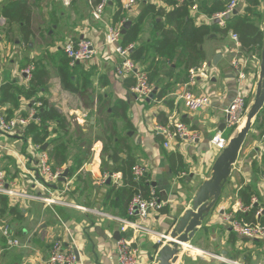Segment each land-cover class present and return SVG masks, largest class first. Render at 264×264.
I'll return each mask as SVG.
<instances>
[{
	"label": "crops",
	"instance_id": "crops-1",
	"mask_svg": "<svg viewBox=\"0 0 264 264\" xmlns=\"http://www.w3.org/2000/svg\"><path fill=\"white\" fill-rule=\"evenodd\" d=\"M145 1H150L166 10L171 9V6L163 0H138L132 11L126 15L131 19L135 18ZM116 2L110 0L103 13L105 22L101 23L84 14L87 9L89 11L91 9L89 0H0V117L9 118L8 115H11L10 118L29 117L31 108L29 101L16 95L18 106H15L16 98L14 99L12 94L16 93L17 87L26 88L29 85V79L22 70L29 65L33 67L39 65L44 68L42 80L45 89L38 92L37 96L48 99L70 123L67 134L63 136V140L68 145L70 158L68 165L72 163L75 155L84 158L83 164L71 178L67 176L64 182L58 180L56 184L50 185L48 189H45L44 195L38 191L37 195L52 197L53 201L46 204L41 199L33 200L40 204L41 211L35 227L22 229L19 233L16 227H12L5 218L11 215L0 216V224H7L17 239L23 236V241L18 239V246L10 248L0 237V264H46L54 240L59 239L67 246L73 238L80 250L78 264H116L114 248L116 239L113 238V233L120 230L118 220L113 217L122 218L117 193H111L106 205L107 212H102L101 207L108 184L111 182L119 189L123 183L121 175L117 181L111 179L107 182L106 179L105 182H100V177L103 175L100 171L102 144L98 137L106 129V123L98 114H90V110L85 108L79 96L64 90L57 76V66L61 57L59 52L62 51V46L68 37L85 36L92 40L96 54L88 63L82 64L85 69L92 70L90 79L94 97L101 95L103 99L107 98L110 106L119 99L128 100L129 123L124 119L115 118L117 139L125 137L128 139L136 156L135 163L146 166L147 179L156 188L160 200L164 202V207L156 213H151L149 217L151 228L156 233L150 236L138 234L140 249L148 256L144 257V264H152L160 248L168 243L162 235L169 234L178 216L190 207L188 200L191 198L183 196L185 191H190L193 195L195 189L204 180L210 178L212 165L219 154L210 142L211 137L216 132H220L230 138L240 129L239 126L231 131L233 128L225 126L223 109L243 90L247 95L248 104L251 105L253 102L260 71L261 53L258 54V51L254 54L245 53L229 33L227 35L217 33L206 37L201 46L205 53V61L197 65L205 67L206 70L212 63L216 65L217 72L220 61L227 59L223 78L215 74L209 81L203 75L196 79V84L188 86V89L194 93L209 95L211 103L208 107L197 112L188 111L183 102L173 96L174 93L183 90L184 83L174 85L162 99L153 98L149 102L148 99L143 102L135 100L130 91L132 86L129 91L126 90V93L122 88V79L125 77H120L115 72L120 56L104 44L105 24L111 23L110 19L116 8ZM246 4L248 2L245 0L239 8L240 12ZM191 15L196 24L209 23L206 21L207 15L199 10L191 11ZM261 27L264 28V18ZM152 37L151 21L147 18L142 25L139 39L133 45L148 42ZM207 38L210 43L205 46ZM206 47H210V59H214L217 54L221 55L217 58L216 64L208 58L205 52ZM152 56H143L135 62L147 68ZM234 59L238 62L236 67L232 65ZM169 68V63L161 64L159 80L152 83L153 90L156 91V87H161L167 81H173L172 73L175 75L179 69L174 64ZM102 75L109 78L108 84H100L99 77ZM206 91L214 92L210 94ZM32 101L35 103L34 100ZM160 112L167 114L168 122L177 120L185 123L197 134V139L194 142L176 139L170 142L169 147H165L164 134L155 130V126L167 124V122L162 124L158 121L157 116ZM24 113L27 115L23 116ZM86 114L89 116L91 130L83 125ZM71 118L78 121L77 128L72 127L74 124L70 122ZM32 119H35L33 115L30 120ZM95 129L98 130L96 136L91 132H96ZM81 134H86V137L91 134L94 137L83 139L79 137ZM52 136H56V133ZM262 136H259V129L253 124L232 165L231 174L222 195L223 202L230 209L227 217H232L238 210L248 213L249 206H243L237 197V191L245 187L247 183H252L256 187L260 197H255L264 205V183L261 181L264 171V165L261 164L264 154V137ZM14 138L16 142L21 141L23 144L18 151H15V158L20 155L19 159H22V156L27 159V156H24L25 141L16 136ZM30 142L33 147L40 145L34 144L31 140ZM44 144H46L44 151L48 152L47 143ZM41 147L42 145L40 149ZM74 147H77L76 152L70 155V150ZM8 148L7 142L0 139V169L6 172L8 180H12L17 176L18 170L15 159L8 154ZM253 160L260 167V174L253 172ZM28 161L27 167L30 166V162L36 165L35 157H28ZM68 165L57 167L64 171L69 168ZM33 169L37 167L34 166ZM77 175L80 177L78 180H76ZM58 183L62 186L58 187ZM181 192H183L182 195ZM227 192L231 197L226 196ZM230 198H234V201H229ZM76 204L86 209L74 207L73 205ZM18 208L21 210L23 219L31 206H25L23 209L18 206ZM263 211L262 209V213ZM101 213L112 217H104ZM216 218L215 213H210L206 217L199 232L190 240L192 248L181 246L178 258L173 264H231L222 262L221 257L242 264H264V242L259 243L258 240H249L236 234L230 230L229 222L227 226L212 225L207 229L206 226L210 221L216 222ZM204 230L211 232L207 239L201 237ZM130 233L131 231H128L125 234ZM122 235L124 233L120 232V236Z\"/></svg>",
	"mask_w": 264,
	"mask_h": 264
},
{
	"label": "trees",
	"instance_id": "trees-1",
	"mask_svg": "<svg viewBox=\"0 0 264 264\" xmlns=\"http://www.w3.org/2000/svg\"><path fill=\"white\" fill-rule=\"evenodd\" d=\"M116 1L117 5L111 16V23L131 21L130 27L122 35V46L134 44L139 39L145 20L149 18L151 21L152 39L130 49V57L133 60L153 55L146 68L148 81L153 83L159 80L161 64L165 62L169 63L170 68L174 64L179 69V72L175 75L172 73L173 81H167L161 87L155 88L156 92L153 97L148 99V102L152 101L153 98L158 100L164 98L174 85L187 82L190 68L205 61V53L201 46L208 36H214L217 33L227 35L229 31H232L238 36L240 49L249 54H254L256 51L260 54L264 47V32L261 27L264 14L260 9L262 0H246L248 4L242 8L241 12L239 11L241 7L237 6V11L226 17L223 27L214 21L208 24L204 22L196 24L191 15L190 6L196 3L197 10L210 17L213 13L223 10L229 0H189L183 3H178L177 0H163L171 6L169 10L150 1H145L140 12L132 19L122 11L118 0ZM91 2L96 4L97 0H91ZM59 53L61 57L57 66V76L60 79L62 88L79 96L85 108L90 110V114H98L101 116V120L106 123V129L98 137L102 142L100 154L101 173H120L121 175L123 184L119 189L111 182L108 184L101 210L102 212L108 211L107 202L111 193L116 192L120 199L121 216L122 218H128L127 206L132 196L138 191L146 196L149 187L147 175L138 181L132 175V166L136 162V156L128 139L126 137L117 139L115 118L124 119L129 123L127 118L129 102L128 100L119 99L113 106H110L107 98L103 99L101 95L94 97V89L90 79L93 74L92 70L90 68L85 69L82 63L70 65L69 58L63 50ZM34 68L28 87H17L16 93L12 94V97L16 98L14 100L15 106H18L16 95L28 100L29 104L32 100L35 103L40 102L36 113L33 115L35 119L30 120L26 125L24 138L30 139L34 144L43 145L47 143V150L53 166L68 165L70 159L68 145L63 140V136L67 134L70 123L48 99L37 96L38 92L45 89L42 80L44 68L39 65ZM99 82L101 85H106L110 80L102 75L99 77ZM134 84L135 80L130 76L122 79V88L125 92L126 90L129 91ZM3 98L5 99V96ZM246 104H248V98H246ZM33 106L34 104H31V107ZM263 112L264 107L254 123L259 129L260 137L264 134V118L261 119L260 117ZM22 115L26 116L27 114ZM8 117L10 118L11 115H8ZM157 118L162 124L168 122V116L164 112H160ZM233 130L234 128L231 129V131ZM53 133H56V136H52ZM83 162L84 158L79 155L72 158V163L68 165V178L75 174ZM261 164L264 165V154L262 155ZM252 166L254 173H261V169L255 160L252 161ZM79 178V175H77L76 180ZM252 196L260 197L252 183H247L245 187L237 191V197L242 205L250 208L247 214L241 210L236 211L233 218L248 223L258 222L264 226V213H262L264 205L260 199H257L256 203H252ZM4 214L19 219L22 213L17 205H12L7 195H0V216ZM124 235L128 236L129 234Z\"/></svg>",
	"mask_w": 264,
	"mask_h": 264
},
{
	"label": "built area",
	"instance_id": "built-area-1",
	"mask_svg": "<svg viewBox=\"0 0 264 264\" xmlns=\"http://www.w3.org/2000/svg\"><path fill=\"white\" fill-rule=\"evenodd\" d=\"M186 1L189 0H177L178 3ZM109 2L110 0H97V3L93 4L91 0H89L91 17L95 21L101 23L105 22L103 19V13ZM118 2L122 11L127 14L137 4L138 0H118ZM241 2H245V0H229L223 10L213 13L210 17L207 16L206 21H217L216 23L223 27L225 25L226 17L234 13L236 7ZM190 9L191 11H197L196 3H193L190 6ZM122 25L123 22L105 24L104 44L106 47H111L114 53L120 56V61L115 66L116 74L120 77H132L135 80V84L131 87L130 91L134 99L137 101H145L149 99L154 87L153 84L148 81L146 68L138 65L135 60L130 57V49L133 48L134 45L130 44L125 47L122 46ZM228 33L234 42L239 44L237 34L232 31H229ZM62 50L69 58L70 65L75 63H88V61H90L96 54L92 40L85 36L81 38L68 37L62 46ZM232 65L234 67L237 66V61L235 59L233 60ZM33 69L34 67L29 65L23 69L22 72L28 79H30ZM204 71L205 67L194 66L190 68L188 80L182 86L183 90L175 94L176 99L181 100L184 107L190 112L200 111L208 107L211 103L209 95L197 94L188 89V86L196 84V79L198 77L205 75ZM246 98L247 95L243 90L223 109L226 127L239 128L241 123L246 119V115L250 108V104H246ZM33 104L34 106L30 108L29 117L6 118L1 116L0 133H11L16 135V137L23 139L26 125L29 123L32 115L36 113V108L40 105V102ZM260 117L264 118V112ZM155 130L164 134L166 139L164 142L165 147H169L172 140L185 139L189 142H194L198 137L197 134L189 129L185 123L177 120H170L165 126L157 125L155 126ZM262 137H264V134ZM210 142L215 149L220 152L227 146L229 137H225L220 132H216L211 137ZM34 149L37 150L35 156L37 169L27 170L28 174L31 175L30 182H32L33 185L38 184L41 188L48 189L50 185L55 184L59 180L63 169L53 166V162L51 161L48 152L41 150L40 145H34ZM146 173L147 169L145 165L135 163L132 166V175L135 180H140L142 177L146 176ZM109 176H111V179L117 181L120 177V173L106 172L100 177V182H105ZM15 179L16 178L14 177L12 180H8L6 172L0 169V195H7L12 204H17V202L14 201L15 199H41L46 204H50L53 201L52 197L46 195L41 197L40 194L29 195L18 191L15 188L17 186ZM261 181L264 183V171L261 175ZM148 183L149 187L146 196H144L141 191H138L129 201L127 206L128 218H116L121 233L125 234L126 232L131 231L128 236L122 235L114 243L116 264H144L143 257H148L146 253L144 254L140 249L138 244V234L141 233L150 236L154 235L156 232L152 228L141 226L136 219L140 218L141 221H147L151 213H156L164 207V202L160 200L156 188L152 186L149 181ZM251 202L256 203L257 198L255 196L252 197ZM103 214L101 213V215ZM103 216L108 217L105 215ZM230 218H232V221H229L231 229L236 234L253 240L259 238L264 239V226L260 223H248L235 219L233 216L227 217L228 220ZM0 237L5 240V244L9 248L19 245V240L13 235L11 229L5 223L0 224ZM73 239L67 246H65L59 239L54 240L46 264H78L80 250L76 240ZM220 259L225 263L234 264L235 262L236 264H242L237 263L236 261H230L223 257ZM156 263L157 256L154 257L152 264Z\"/></svg>",
	"mask_w": 264,
	"mask_h": 264
},
{
	"label": "water",
	"instance_id": "water-1",
	"mask_svg": "<svg viewBox=\"0 0 264 264\" xmlns=\"http://www.w3.org/2000/svg\"><path fill=\"white\" fill-rule=\"evenodd\" d=\"M234 12H236V10ZM130 25V20L125 21L122 25L121 33L125 34ZM262 30L264 32V28ZM220 56V54L215 56L213 59L214 64L217 63V58ZM259 68L260 71L256 84L254 99L246 115L244 126L229 138L227 146L219 152L212 165V173L210 178L204 180L198 186V188L195 189V193H193V195H191L192 193L190 191H185V194H183V192L180 193L186 198L188 196L191 198L188 200L190 207L184 210L183 213L178 216L175 226L171 229L170 233L163 235L168 243L163 245L158 251L156 264H173L178 258V253L181 246L192 248L190 240L199 232L203 221L210 213L212 214L214 212V209L222 198L227 180L231 174L232 165L235 163L238 157L248 132L264 107V47L261 51ZM155 92L156 91L153 90L149 98L153 97ZM32 103L33 101H31L29 105L31 106ZM41 149L45 150L46 144H43ZM67 174L68 169H65L59 177V181L64 182L67 178ZM110 180L111 176L107 178V182ZM73 206L78 209H86L78 205ZM220 213L223 212L220 211ZM103 215L112 217L106 213ZM113 218L116 219L117 217ZM229 221H232V218H230ZM230 230H232L231 227ZM119 237L120 232L115 231L113 233V238L117 240ZM234 264L236 263L234 262Z\"/></svg>",
	"mask_w": 264,
	"mask_h": 264
},
{
	"label": "rangeland",
	"instance_id": "rangeland-1",
	"mask_svg": "<svg viewBox=\"0 0 264 264\" xmlns=\"http://www.w3.org/2000/svg\"><path fill=\"white\" fill-rule=\"evenodd\" d=\"M114 1H116V0H114ZM244 3L241 2V3L238 4V6L242 7L241 5L244 4ZM260 9L263 11V14H264V0H262V2H261ZM129 12H128V14H129ZM84 14L88 15L89 17H91V12L88 9L86 10V13L84 12ZM209 43L210 42H209V40L207 38L205 46H207ZM205 52H206V54H207V56L209 58V56H210V47H206L205 48ZM210 60H213V58L210 59ZM226 60L227 59H223L222 61H220V63L217 65V67H218L217 68V72H216V65H213L212 63H210V66L208 65L207 69L204 71L205 72L204 73L205 74L204 75L205 79L210 81L212 79L213 75H215V74H218L220 77L223 78L224 73H225V69L227 68V65H225V64H227ZM237 65H238V62H237ZM206 92L210 93V94H213L214 91H206ZM176 93L173 94L174 97H175ZM141 102H143V101H141ZM88 117L89 116L86 114L85 117H84L85 120L83 122V125L86 128L89 127V125H90V123L88 121ZM70 122L74 124V126H72V124H71L72 127H74V128L78 127V124H77L78 121L73 120L71 118ZM89 129L91 130V127H89ZM95 130H96V132L91 131L94 136H96L95 134H97V131H98L97 129H95ZM93 135L88 134L87 137H86V134H81V136H79V137L83 138V139H85V138L88 139V138H93L94 137ZM14 136H16V135L11 134V133H2V134H0V139L5 140L7 142V146L9 147L7 149L8 150V154L15 159V165H17L18 174L15 177L16 178L15 181H16L17 186L15 188L18 191L27 193L29 195H37L38 191H41L42 195H44L43 193H45V189L44 188H40V186L38 184L33 185V183L30 182L31 175L28 174V172H27L28 169H33V167L36 166L35 163L34 162H30V166L29 167L26 166L27 164H29L28 163L29 162L28 161V157L34 158L36 156V154H37V150L34 149L33 144L30 142L29 139H24L23 138V140L25 141L24 144L26 146L25 147L26 154H24V156H27V159L25 157H23V156H22V159H19L20 155L18 156V158H15V151H18L19 148H21L23 146V144L21 143V141H17L16 142V138H14ZM101 144H102V142H101ZM76 148L77 147H74L73 150H70V155L72 153L76 152ZM101 148H102V146H101ZM24 152H25V150H24ZM21 160L24 161V162H22ZM58 184H59L58 187L62 186V185H60V183H58ZM229 192H227L226 196H229ZM229 197H231V196H229ZM223 200H224V197L220 199V201L218 202V204H217V206H216V208L214 209V212H213V213H215L217 215L216 222L210 221V223H209L210 226L209 225L206 226L207 229L211 228L212 225L213 226H217L219 224L224 225V226L228 225L229 220L227 219V216L230 213V209L227 208L228 205H226L223 202ZM14 201H16L18 206L20 208H22V209L25 206H31V208H29L28 214H26L25 218H23V219L22 218H20V219H12L13 218L12 216H7V217H5V218H7L6 220L12 225V227L15 226L16 229L19 231V233L22 232L21 231L22 229L26 230V229H30L32 227H35L37 222L39 221V218H40V213H41V211L39 209V205L40 204H38L37 201L34 202L31 199H15ZM226 201H227V198H226ZM229 201L233 202L234 198H230ZM76 205H78V204H76ZM229 207H231V206H229ZM220 211H222L223 214H220ZM136 221L143 227L151 228V224H150L149 219L147 221H141L140 218H137ZM209 233H211V232H208V231L204 230L201 233V237H205L207 239V237L209 238ZM218 234L219 233H217V235ZM144 238H145V236H144ZM18 239L20 241H23V236L18 237ZM249 240H253V239H249ZM257 240H258L259 243L264 242V239H262V238H259ZM144 257H143V262H144Z\"/></svg>",
	"mask_w": 264,
	"mask_h": 264
},
{
	"label": "bare ground",
	"instance_id": "bare-ground-1",
	"mask_svg": "<svg viewBox=\"0 0 264 264\" xmlns=\"http://www.w3.org/2000/svg\"><path fill=\"white\" fill-rule=\"evenodd\" d=\"M243 126H244V122L241 123L240 128H242ZM183 248H185V247H183ZM181 249H182V248H181Z\"/></svg>",
	"mask_w": 264,
	"mask_h": 264
}]
</instances>
